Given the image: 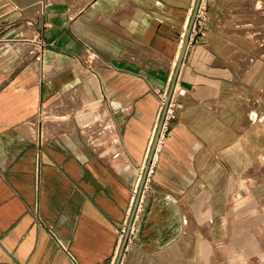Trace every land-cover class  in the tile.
<instances>
[{
    "label": "crops",
    "instance_id": "obj_1",
    "mask_svg": "<svg viewBox=\"0 0 264 264\" xmlns=\"http://www.w3.org/2000/svg\"><path fill=\"white\" fill-rule=\"evenodd\" d=\"M194 3L0 0V264H116ZM198 9L118 264H264V0ZM83 80L114 140L35 133Z\"/></svg>",
    "mask_w": 264,
    "mask_h": 264
},
{
    "label": "rangeland",
    "instance_id": "obj_2",
    "mask_svg": "<svg viewBox=\"0 0 264 264\" xmlns=\"http://www.w3.org/2000/svg\"><path fill=\"white\" fill-rule=\"evenodd\" d=\"M25 45V44H24ZM28 46V45H26ZM27 52H34L36 49L29 47ZM78 61L84 65L92 64L88 62L86 57H78ZM95 80V79H94ZM86 80L82 83H88L87 96L76 88L74 91L68 93L65 97L61 98L57 104L52 107L41 109L39 115L33 121L34 132L36 133L39 123L43 130V139L58 138L66 133L76 136L80 140H88L92 145H95L105 138L106 140H114V132L107 114L101 110V105L98 100L97 84L94 81ZM82 84H80L79 88ZM81 88H84L83 86ZM87 88V86H86ZM90 89V90H89ZM89 95V96H88ZM91 106H94L91 107ZM92 108V109H91ZM89 109V110H87ZM97 112L93 113L94 110ZM87 110V113H86ZM83 111V112H82ZM48 123L47 125H44ZM93 125V127H90ZM87 128V130H86ZM101 148V147H99ZM107 154V150H101V153ZM136 177V176H135ZM133 179V184L135 178Z\"/></svg>",
    "mask_w": 264,
    "mask_h": 264
},
{
    "label": "water",
    "instance_id": "obj_3",
    "mask_svg": "<svg viewBox=\"0 0 264 264\" xmlns=\"http://www.w3.org/2000/svg\"><path fill=\"white\" fill-rule=\"evenodd\" d=\"M199 4H200V0H195L192 13L190 15V18L188 20V23H187V26H186V29H185V32H184V36H183V40H182V43H181V47H180V50H179V53L177 55L176 62H175V70L173 72L171 84H170L168 92H167V94L165 96V99H164V102H163L164 103L163 110H162L159 122L157 124V128H156L155 134L153 136V140L151 142L150 149H149V152L147 154V157H146V160H145V163H144V166H143V170H142L141 176L139 178L137 195H136V198H135V202H134V206H133L132 212L130 214L129 222L127 224L126 230H125L124 235H123V240H122V244H121V247H120V252H119L116 264H118V262L120 260V257L122 255L123 248H124V246L126 244V241H127V238H128V234H129V231H130V227H131V223H132V220H133V217H134V214H135V211H136V208L138 206L139 199H140L141 191H142L143 186L145 184V181H146V178H147V175H148V171L150 169V165H151V163L153 161V156L155 154V150H156V147L158 145V141H159L161 130H162L163 119H164V116H165V113H166V110H167V107H168V104H169V100H170V97H171V94H172V91H173V88H174L177 72L179 70V67L181 65L183 56L185 54V51H186V48H187V44L189 42L190 33H191V27H192L193 21L195 19L197 10L199 8Z\"/></svg>",
    "mask_w": 264,
    "mask_h": 264
},
{
    "label": "built area",
    "instance_id": "obj_4",
    "mask_svg": "<svg viewBox=\"0 0 264 264\" xmlns=\"http://www.w3.org/2000/svg\"><path fill=\"white\" fill-rule=\"evenodd\" d=\"M204 29V16H203V13L202 11H200L199 9L197 10V13H196V16H195V19L193 21V24H192V27H191V33L190 35L192 34H199V33H202ZM5 41L4 38H2L0 36V43H3ZM181 92L183 91V89L180 90ZM164 100L162 101V104H163ZM174 116V112L173 110L170 109V107H167V110H166V113H165V116H164V119H163V123H162V128L165 127L166 125V122L167 120L170 118V117H173ZM161 132H163L161 130ZM162 134H160V138H161ZM159 138V139H160ZM124 232H125V229L123 228L120 233H119V236L120 238L124 235ZM49 234L50 236L53 238L54 242L62 249L65 251V253L72 259L74 260L73 256L71 255L70 251L68 250V247H67V242H64L62 240H60L59 238L56 237V235L52 232V231H49ZM13 264H16L15 262Z\"/></svg>",
    "mask_w": 264,
    "mask_h": 264
},
{
    "label": "bare ground",
    "instance_id": "obj_5",
    "mask_svg": "<svg viewBox=\"0 0 264 264\" xmlns=\"http://www.w3.org/2000/svg\"><path fill=\"white\" fill-rule=\"evenodd\" d=\"M20 47H25V49H27L28 47L26 46V45H24V44H20L19 45ZM27 55V54H26ZM159 142V141H158ZM140 176H141V174H140ZM140 176H139V178H140ZM138 183H139V179H138V182H137V186H138ZM137 186H136V188H137Z\"/></svg>",
    "mask_w": 264,
    "mask_h": 264
}]
</instances>
